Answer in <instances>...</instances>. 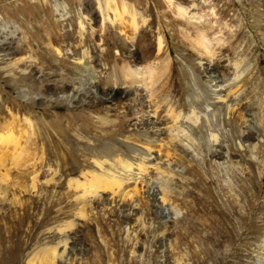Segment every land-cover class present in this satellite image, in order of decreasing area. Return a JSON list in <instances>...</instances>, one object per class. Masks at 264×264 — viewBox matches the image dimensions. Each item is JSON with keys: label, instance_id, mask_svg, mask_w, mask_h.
<instances>
[{"label": "bare ground", "instance_id": "obj_1", "mask_svg": "<svg viewBox=\"0 0 264 264\" xmlns=\"http://www.w3.org/2000/svg\"><path fill=\"white\" fill-rule=\"evenodd\" d=\"M95 1L94 17L116 36L108 45L105 41L96 45V50L110 56V71L101 69V74L90 81H79L67 96L83 102L89 93L96 94L94 100L82 104L83 122L90 120L87 111L91 108L101 113L94 122L96 132L54 120L57 136L36 135L32 114L26 111L30 115L25 118L27 130L21 128L19 136H13L8 127L6 135L0 134L2 142L13 144V168L32 175L33 189L36 185H65L66 195L82 206L118 202L125 206L122 211L128 205L134 210L135 203L154 198L160 212L173 219L183 212L176 202L169 206L175 196L167 183H173L177 176L187 177L195 170L207 176L211 171L236 195L237 186L232 187V181L243 168L232 157V145L250 151L252 160H256L257 149L264 146V77L251 58L255 35L245 31L248 25L241 13L228 17L217 7L218 0H151V6L141 7L134 0ZM253 2L264 9V0ZM55 9L66 17L62 2H56ZM253 11L255 24L251 28L256 26L264 41V12L258 8ZM79 16L83 24L87 17L83 8ZM165 25L171 35L165 32ZM173 50L177 58H173ZM67 51L75 60L80 53L79 62L90 53L88 47ZM4 112L13 113L11 108L0 106V114ZM38 121L45 128L51 123L46 117ZM71 128L75 140L71 139ZM64 141L65 148L61 144ZM49 153L57 165L48 161ZM186 159L187 165L179 166ZM42 166L46 169L41 172ZM259 173L262 179L264 168ZM142 189L146 194L139 193ZM133 210L122 218L127 224ZM82 216H72L59 227L44 228L34 249L37 261L75 264L66 231L77 225L76 217ZM139 221L132 228L141 229ZM261 243L246 255L244 264H264V247L259 246H264V238ZM230 246L227 240L226 248ZM177 252L170 264L203 263L188 251ZM201 252L213 263L228 253L215 247Z\"/></svg>", "mask_w": 264, "mask_h": 264}, {"label": "rangeland", "instance_id": "obj_2", "mask_svg": "<svg viewBox=\"0 0 264 264\" xmlns=\"http://www.w3.org/2000/svg\"><path fill=\"white\" fill-rule=\"evenodd\" d=\"M134 1L140 7L152 4L151 0ZM253 1L218 0L217 7L223 8L228 17L241 13L248 25L245 31L255 35L251 58L264 77V41L260 30L256 26L251 28L255 24L253 10L258 8L264 12V9ZM56 2L66 6V17L56 11ZM80 8H83V16H87L83 24ZM95 11V0H0V106L13 111L0 114L1 135L7 134L8 127L13 136H19L21 128L27 130L29 123L25 118L30 115L26 111L32 114L36 135L57 136L54 120L64 126L70 123L72 128L85 127L96 132L94 122L101 113L91 108L87 111L90 120H82V104L94 100L96 94L89 93L83 102L67 96L72 95L73 86L79 81H90L101 74V69L110 71V56L96 50V45L102 41L108 45L116 36L108 26L104 29L101 20L93 15ZM89 15L93 18L88 19ZM164 29L171 35L169 26L165 25ZM170 45L173 48L171 42ZM83 47H88L90 53L82 62L78 61L80 53L75 60L67 51L79 52ZM172 56L177 58V52L173 50ZM41 117L50 120L49 127L39 123ZM72 128L69 132L75 140ZM0 143V195L4 194V198H0L2 264H28L29 261L44 264L34 255L40 233L47 226L65 225L79 214L83 216L75 218L77 225L66 231L73 246L75 264H156L158 261L170 264L179 255L178 250L203 259L202 264H244L246 255L257 243L262 244L264 177L261 179L259 172L264 168V146L257 149L256 160H252L250 151L238 150L232 145V157L243 168L232 181V187L237 186L236 195L232 190L227 191L224 180L217 179L211 171L207 176H200L195 170L187 177L180 175L173 183H167L175 196L169 206L176 202L183 209L182 214L173 219L160 212V204L151 196V200L135 203L137 209L128 205L122 211L125 206L118 202L76 204L66 195L65 185L45 188L36 185L33 189L32 175L13 168V144ZM64 143L61 144L65 148ZM48 161L54 166L58 164L52 153ZM187 163L186 159L179 166ZM45 169L46 166L39 167L41 172ZM63 172L67 173V168ZM185 172L184 169L183 174ZM143 190L139 192L142 195L146 194ZM125 203L128 204L127 200ZM132 210L127 224L122 218ZM138 218L142 223L139 230L132 228ZM227 240L231 242L229 248H226ZM210 247L227 249L228 253L213 263L203 258L201 252Z\"/></svg>", "mask_w": 264, "mask_h": 264}]
</instances>
